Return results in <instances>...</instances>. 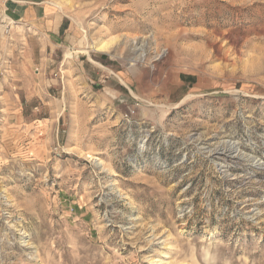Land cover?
Returning <instances> with one entry per match:
<instances>
[{"label": "rangeland", "instance_id": "obj_1", "mask_svg": "<svg viewBox=\"0 0 264 264\" xmlns=\"http://www.w3.org/2000/svg\"><path fill=\"white\" fill-rule=\"evenodd\" d=\"M0 27V264H264V0H0Z\"/></svg>", "mask_w": 264, "mask_h": 264}, {"label": "bare ground", "instance_id": "obj_2", "mask_svg": "<svg viewBox=\"0 0 264 264\" xmlns=\"http://www.w3.org/2000/svg\"><path fill=\"white\" fill-rule=\"evenodd\" d=\"M6 19H7V18H6ZM6 19H5V21H6ZM9 20H10V19H9ZM9 20H7L6 23L9 22ZM9 23H10V22H9ZM8 25H9V24H8ZM11 25H12V23H11ZM5 27H6V26H5ZM5 27H0V28H1L0 30H1L2 33L4 32ZM108 48H109V44H106V43L102 44L99 48L94 47V49L96 50V52H103V51L108 50Z\"/></svg>", "mask_w": 264, "mask_h": 264}]
</instances>
